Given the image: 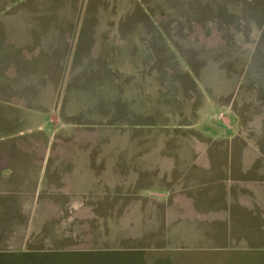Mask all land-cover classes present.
Segmentation results:
<instances>
[{"label":"rangeland","instance_id":"rangeland-1","mask_svg":"<svg viewBox=\"0 0 264 264\" xmlns=\"http://www.w3.org/2000/svg\"><path fill=\"white\" fill-rule=\"evenodd\" d=\"M49 251L264 264V0H0V256Z\"/></svg>","mask_w":264,"mask_h":264},{"label":"crops","instance_id":"crops-1","mask_svg":"<svg viewBox=\"0 0 264 264\" xmlns=\"http://www.w3.org/2000/svg\"><path fill=\"white\" fill-rule=\"evenodd\" d=\"M206 133H208V132H206ZM222 133V131L221 130H215V134L213 135L214 137H218V136H220L219 134H221ZM205 135H208V136H211L210 134H205ZM136 141L138 142V143H140L139 145H143V143H144V141L142 142H140V140H139V138L138 137H136ZM175 143H176V141H175ZM190 144H191V141H190ZM232 147H234V146H232ZM247 146H244V149H243V155H244V162H243V173L247 170L246 168H245V166H244V163L246 162V157H247V153H246V151H247ZM110 151H108V152H111V150L112 149H109ZM193 150H195V145L194 144H192V151ZM141 151H143V149H141ZM140 151V152H141ZM116 155H110V156H108V157H105L106 158V164H118V163H120V161L121 160H119L118 159V156H117V153H115ZM258 156V155H257ZM88 158V157H87ZM89 159V158H88ZM177 159V160H176ZM194 160L195 159H192V160H190V163H194ZM89 161V160H88ZM176 161V162H175ZM171 162V163H170ZM123 163V162H122ZM169 167H170V172L172 171V169H178L179 170V173H180V176L179 177H185L186 178V174L187 173H185V171H184V168L187 166H189V165H185L184 164V162H182V159H181V157L179 156V155H174V157H173V159L171 160V161H169ZM186 164L188 163V162H185ZM251 168V167H250ZM249 169V168H248ZM203 173H205V171L203 172ZM262 173V172H261ZM260 174V173H259ZM169 175H170V173H169ZM117 182L115 183V184H117V185H122L123 183H124V181H123V179H119V180H116ZM121 183V184H120ZM6 213V212H5ZM8 222V221H7ZM4 225H6V224H4ZM7 252H12V251H7ZM6 252V253H7ZM57 253H59L60 251H56ZM46 255H48V256H45V257H42L41 259H39V260H41V261H37L36 263H31V264H48L49 263V261H48V259H47V257H53V255H51V254H53V252L51 253L50 251H49V253H45ZM50 255V256H49ZM55 256V255H54ZM71 259V258H70ZM72 260V259H71ZM25 261H26V259H25ZM41 262V263H40ZM26 263H28V261H26ZM0 264H24V261L21 259V258H17V257H9V256H0Z\"/></svg>","mask_w":264,"mask_h":264}]
</instances>
